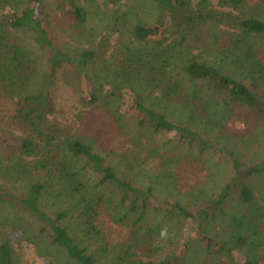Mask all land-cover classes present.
Masks as SVG:
<instances>
[{
  "label": "trees",
  "instance_id": "trees-1",
  "mask_svg": "<svg viewBox=\"0 0 264 264\" xmlns=\"http://www.w3.org/2000/svg\"><path fill=\"white\" fill-rule=\"evenodd\" d=\"M0 113V264H264V0H0Z\"/></svg>",
  "mask_w": 264,
  "mask_h": 264
},
{
  "label": "rangeland",
  "instance_id": "rangeland-1",
  "mask_svg": "<svg viewBox=\"0 0 264 264\" xmlns=\"http://www.w3.org/2000/svg\"><path fill=\"white\" fill-rule=\"evenodd\" d=\"M63 18L64 17L58 14L57 18H54V20L58 22ZM55 26H57V23H55ZM53 91H54V99H55L56 107L58 110V117L60 121L64 124H68V123L71 124L75 118L77 111L81 108V103L79 101L80 93L76 92L71 86H68V84L65 82V77L61 76L60 74L56 80V84L54 85ZM1 114L2 113H0V117ZM229 127L231 128V131L237 133L243 129L244 125L237 119H233L230 121ZM112 135L110 134V136ZM117 137L112 145L116 146L117 149H120L121 148L120 146L123 144V138L121 137L117 138ZM103 141L105 143H108L106 140ZM221 156L223 155L212 156L207 165L208 168L202 165L201 162H198L195 163V165L184 167L181 171V174L183 175L184 179L188 181L189 184L201 183V181L205 180L207 176H210L215 181L212 183L213 186L215 184L220 185L224 180L228 179V177L231 176V164L224 157ZM210 169H212V172H210ZM157 199L173 200L175 199V197H173V195H171L168 191H160ZM155 203H158V201H156ZM233 207L234 205L232 204L231 208ZM105 219L107 220V222L105 221ZM103 222L108 227V232H107L108 236L110 238L111 237L114 238V240L117 239L119 240L120 239L119 235H117L116 233H112L113 229L115 228L110 227L109 219L103 217ZM243 256H244L243 252L237 254V257L240 259L244 258ZM47 260L45 258H36V257L33 258L31 253L27 254V264H49Z\"/></svg>",
  "mask_w": 264,
  "mask_h": 264
}]
</instances>
